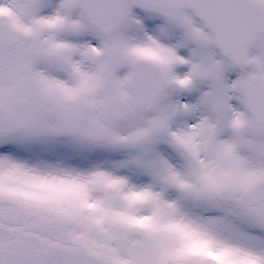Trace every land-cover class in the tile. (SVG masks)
Returning <instances> with one entry per match:
<instances>
[{"label": "snow or ice", "instance_id": "1", "mask_svg": "<svg viewBox=\"0 0 264 264\" xmlns=\"http://www.w3.org/2000/svg\"><path fill=\"white\" fill-rule=\"evenodd\" d=\"M0 264H264V0H0Z\"/></svg>", "mask_w": 264, "mask_h": 264}]
</instances>
